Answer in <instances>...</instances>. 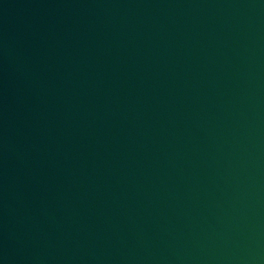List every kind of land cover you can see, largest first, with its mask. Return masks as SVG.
<instances>
[{
    "label": "water",
    "instance_id": "water-1",
    "mask_svg": "<svg viewBox=\"0 0 264 264\" xmlns=\"http://www.w3.org/2000/svg\"><path fill=\"white\" fill-rule=\"evenodd\" d=\"M0 264H264V0H0Z\"/></svg>",
    "mask_w": 264,
    "mask_h": 264
}]
</instances>
